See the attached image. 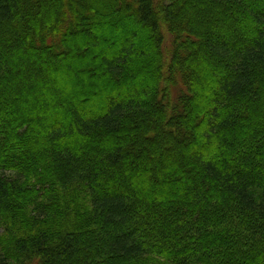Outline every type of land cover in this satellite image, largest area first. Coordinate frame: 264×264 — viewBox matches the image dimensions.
<instances>
[{
	"label": "trees",
	"instance_id": "obj_1",
	"mask_svg": "<svg viewBox=\"0 0 264 264\" xmlns=\"http://www.w3.org/2000/svg\"><path fill=\"white\" fill-rule=\"evenodd\" d=\"M0 226V264H264V0H0Z\"/></svg>",
	"mask_w": 264,
	"mask_h": 264
},
{
	"label": "rangeland",
	"instance_id": "obj_2",
	"mask_svg": "<svg viewBox=\"0 0 264 264\" xmlns=\"http://www.w3.org/2000/svg\"><path fill=\"white\" fill-rule=\"evenodd\" d=\"M110 42H112V39L111 40H109ZM83 49H84V51L85 52H87V48H86V46H83ZM74 61L75 60H73L72 59V63L74 64ZM76 63H77V66H75V67H77V68H82V67H86V65H88L87 67H89V70H92V67H91V65L89 64V61H88V64L86 63V64H84L83 62H77V61H75ZM88 76V77H87ZM86 77H84V74H81V75H78L77 74V78L78 79H81V82H83V86H84V88L87 90V92H86V94L85 95H87L89 98H90V100L92 101H96V102H98L99 101V99L100 98H98L99 97V91H98V93L96 92L98 89H101L102 87H106V86H108V85H106L105 83H100V85L98 86V87H93L92 85H90L89 83H88V81H90L89 80V77H90V75L88 74ZM59 77H61L62 78V75L60 74L59 75ZM80 82V83H81ZM90 85V86H89ZM72 89L71 88H69L68 90H69V92H71L70 94L71 95H68V96H66L67 98H69V96H70V98L72 97H74L75 96V94L77 95V93H79V86L77 85V82H76V80H74V82L72 83ZM64 89V88H63ZM65 90V89H64ZM92 90L94 91L95 90V92H94V94L92 93ZM67 91V90H66ZM66 91H64V92H66ZM115 91H117V89H113L112 91H111V93H113V92H115ZM68 92V93H69ZM95 94H98V96H94ZM84 97H86V96H84ZM81 99H83V96L81 97ZM4 229L0 226V235L1 234H3L4 232Z\"/></svg>",
	"mask_w": 264,
	"mask_h": 264
}]
</instances>
